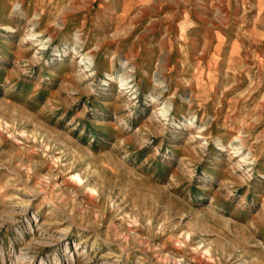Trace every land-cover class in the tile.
I'll use <instances>...</instances> for the list:
<instances>
[{
  "label": "rangeland",
  "instance_id": "1",
  "mask_svg": "<svg viewBox=\"0 0 264 264\" xmlns=\"http://www.w3.org/2000/svg\"><path fill=\"white\" fill-rule=\"evenodd\" d=\"M0 264H264V0H0Z\"/></svg>",
  "mask_w": 264,
  "mask_h": 264
}]
</instances>
